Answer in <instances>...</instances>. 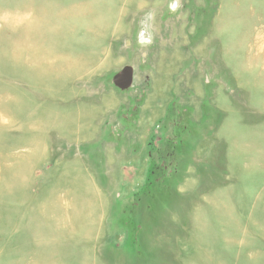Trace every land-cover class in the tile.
<instances>
[{
  "label": "rangeland",
  "instance_id": "rangeland-1",
  "mask_svg": "<svg viewBox=\"0 0 264 264\" xmlns=\"http://www.w3.org/2000/svg\"><path fill=\"white\" fill-rule=\"evenodd\" d=\"M0 264H264V0H0Z\"/></svg>",
  "mask_w": 264,
  "mask_h": 264
},
{
  "label": "water",
  "instance_id": "water-1",
  "mask_svg": "<svg viewBox=\"0 0 264 264\" xmlns=\"http://www.w3.org/2000/svg\"><path fill=\"white\" fill-rule=\"evenodd\" d=\"M130 77H131V71L128 68H125L121 74L117 77H115L114 82L118 86H124L128 85L130 82Z\"/></svg>",
  "mask_w": 264,
  "mask_h": 264
}]
</instances>
